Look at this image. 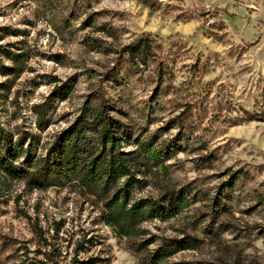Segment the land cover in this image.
<instances>
[{
    "label": "clouds",
    "instance_id": "1",
    "mask_svg": "<svg viewBox=\"0 0 264 264\" xmlns=\"http://www.w3.org/2000/svg\"><path fill=\"white\" fill-rule=\"evenodd\" d=\"M15 5L16 0H0V28L27 31L34 49L50 57L62 56L43 59L34 55L28 61L36 72L24 71L8 98V115H0V129L11 134L12 142L20 141L23 132L30 133L38 141L37 159H48L49 149L85 114L87 105L81 146L98 147L102 125L95 131L90 126L106 105L111 109L108 115L124 126L123 135L135 140L143 134L159 153V160L152 161L140 143L121 144L119 151L129 154L126 159L138 161L132 166V183L128 184V175L118 178L119 187L127 184V207L138 201L150 202L152 207L132 237L103 230L106 256L102 259L109 264H153L162 246L167 250L185 240L187 219L208 211L212 197L221 191L220 219L213 222L209 217L202 226L212 233L211 243H204L200 250L177 251L170 261L264 264V0H156L157 10L151 16L139 0H22ZM224 10L235 19H225ZM216 11L228 27L212 28L205 34L208 25L218 22ZM92 13L98 14L97 26L108 25L105 30H80ZM145 34L162 46L158 54L141 50L137 41ZM89 35L103 46L90 48L85 40ZM24 39V35H5L0 45ZM198 60L210 65L207 73L197 74ZM4 63L11 66L10 60ZM37 74L46 78L26 83ZM6 79L0 76V84ZM57 87L60 92L55 91ZM17 92L21 93L18 98ZM14 100L19 115L13 119L18 111ZM30 143L24 144L25 149ZM203 144L207 148L197 151ZM208 153L212 158L202 160ZM16 164L26 169L24 157ZM229 169L242 174L234 180L219 175ZM46 179L41 173L32 183L44 187ZM78 182L74 179L63 188L42 191L28 180H12L11 190L0 199L22 196L20 206L27 201L30 209L41 201L42 216L46 212L50 220H68L60 232L64 238L83 224L80 220L73 223L80 196L71 189ZM185 186L188 189L180 196L168 195ZM190 190L192 195L199 194V202L180 205V199H191ZM4 219L10 218H0V222ZM3 231L30 239L27 232L11 233L7 227ZM59 247L71 252L63 239ZM100 254L96 248L87 255L81 252L79 259ZM71 260L68 256L61 264H71Z\"/></svg>",
    "mask_w": 264,
    "mask_h": 264
},
{
    "label": "rangeland",
    "instance_id": "2",
    "mask_svg": "<svg viewBox=\"0 0 264 264\" xmlns=\"http://www.w3.org/2000/svg\"><path fill=\"white\" fill-rule=\"evenodd\" d=\"M140 3L144 4L145 7L149 9V16H151L154 11H156L155 2L156 0H139ZM22 4V0H16V5L19 6ZM214 15L217 18V24L208 25L207 28L204 29L205 34H207L212 28H218L222 30L223 28L228 27L227 24L224 23L223 19H220L221 12L216 11ZM223 16L227 20L235 19L233 14H228L226 10L223 12ZM98 14L92 13L89 15L88 19L84 21L81 26V31L84 28H92L93 31H102L105 30L108 25H96V18ZM180 17H177L179 20ZM69 27H71V22L67 21ZM146 25L150 23L149 21L145 22ZM207 24V20L204 21ZM0 39H3L5 35H24L25 39L18 42L17 44H7L0 45V57L11 61V66L6 65L4 63V59H0V76L8 77L4 81V83L0 84V115H8L7 112V104L8 98L13 94V88L16 86L19 81L21 75L25 70L29 72H36V69L28 67V61L34 56L39 55L43 59H60L62 54H53V56H48L47 54L40 53L37 49H34L29 43L27 37L31 35V33L27 31H21L19 29H14L11 27H3L0 28ZM213 36H218L217 33H213ZM38 37H41V34H38ZM85 40L88 42V46L92 49H97L103 46V42L98 38H93L92 36H86ZM260 37H257V42H259ZM42 42V38L41 41ZM141 45V50L144 52H152L154 54H158L160 48L162 47L156 41L153 40L152 36L149 34H145L141 36L137 41ZM175 44V41H172ZM15 49V51H13ZM127 51H131V49H126ZM173 51L182 52V49L173 48ZM203 66V67H201ZM197 67V74L201 70L207 73L210 70V65H206V62L203 60H198V64L194 65ZM46 77L43 74H37L33 80L26 81L27 84H31L36 79L43 80ZM55 79V78H52ZM161 81L163 77H160ZM56 92H60L61 88L57 87L55 89ZM21 95L20 92L16 93L17 98ZM13 105L18 107V111L12 114V118L14 119L17 115H19V106L17 105V101H13ZM85 110H87V105H85ZM111 109L107 107V115ZM38 112L41 109H37ZM104 112V111H103ZM109 116V115H108ZM113 119V123L116 126L117 134L123 138L122 143L127 142H135L140 143L144 152L147 153L148 157L152 161L159 160V153L156 152L151 147V141L147 143L144 140L143 134L141 136H137L135 140H133L132 136L123 135L124 126L120 125L119 121L115 120L113 117L109 116ZM67 115L61 117V119H66ZM7 122V121H6ZM21 130L17 129L19 133ZM28 141L31 143L28 145V149H25L24 144ZM12 142L11 134L5 133L3 129H0V154L5 156V150L8 147V144ZM17 148L20 149L22 147L23 153L21 156L14 159V165L18 166L19 169H22L23 166L17 165L16 162L20 160L21 157H24V161L26 164V171L24 179H20L18 177H12L6 174L2 169H0V197H3L6 191H10L12 184V180H28L30 186L39 188V190L46 191L48 187H56L63 188L68 186L73 181H68L66 179L57 180L54 175H51V179L45 181V186L40 187V185L33 184V181L37 180L39 174L43 173V165L40 163L41 159H37L35 154V146L38 144V141L32 137L30 133L23 132L21 134V140L16 142ZM207 148V144H203L200 146L197 151H204ZM21 150V149H20ZM129 155V154H127ZM6 157V156H5ZM30 158L36 162V169L34 167H30L27 164V160ZM212 158V153H208L207 156L201 157L202 160H208ZM133 166L137 164V160H133ZM35 170L36 177L31 179L30 175ZM242 173L233 172L232 170H226L219 175H229L233 180L239 177ZM219 175L217 178H219ZM188 189V186L185 188H180L175 192L170 191L168 193L169 196L175 195L180 196ZM72 191H76L80 196V201L78 202V215L73 219V223L75 224L77 220L83 222V224H77L76 230L71 232H66L65 237H60V232L65 230L68 226V220L62 218L59 221L54 219H49V214L44 213L41 215V209L43 207L42 202L37 200L36 204L30 209L28 202L25 201L24 207L20 206V202L22 196H17L15 200L11 197H6L0 199V204L3 207H0V218H10L4 219L3 222H0V264H15L16 261H19V264H61V260H67L68 256L72 257L71 264H82L79 259L80 253L83 252L86 255L93 251V249L100 248L101 254L99 257L106 256V252L103 249V236L101 233L104 229H111L110 226L106 224V221L102 214V209L104 203L107 201L109 196L116 191V188H112L109 192L102 191L101 189H90L88 187H84L82 184L78 182V184L71 189ZM189 195L191 199L184 197L179 200V204L183 206H190L192 203L199 202V194L192 195L191 190L189 191ZM222 195L221 191L217 192L216 197H212L208 207V211L199 212V214H193L187 219L186 227H185V240L180 241L177 246H170L165 250L162 246V249L167 251L169 255L165 256L163 261L159 264H196V262L180 260V261H170L169 257L177 251H188V250H200L201 246L204 243H211L212 233L208 228L202 227L206 220L211 217L212 221H218L220 216L217 213V205L218 198ZM207 199V196L205 197ZM67 200V198H66ZM264 202V201H262ZM30 212H34L35 214H30ZM83 225H87L85 228ZM7 227L11 233L19 232L23 235L25 232L30 233V239L24 240L18 238L16 235H10L4 233L3 228ZM112 230V229H111ZM79 235V239H76V236ZM63 239L64 244L67 246V249H71V252H67V250L62 251L59 247V243ZM33 244L34 248H29L28 245ZM74 245V247H73ZM181 246V247H180ZM179 247V250L171 251L174 248ZM52 249L51 252L46 251L45 249ZM141 251H144L143 246L140 248ZM43 257V259H40ZM99 263V262H97ZM101 264H109V261L106 259L101 260Z\"/></svg>",
    "mask_w": 264,
    "mask_h": 264
},
{
    "label": "trees",
    "instance_id": "3",
    "mask_svg": "<svg viewBox=\"0 0 264 264\" xmlns=\"http://www.w3.org/2000/svg\"><path fill=\"white\" fill-rule=\"evenodd\" d=\"M96 118L95 125L90 126L92 130L99 131L98 147H82L81 133L83 126L87 125L85 114L78 118L72 129L57 138L56 144L49 149V158L41 159L43 173L46 181L54 175L57 180L66 179L72 181L78 179L79 183L90 189H101L110 191L116 188L103 205L102 214L106 224L119 237H132L137 234V223L149 215L152 207L150 202L138 201L131 209H128L127 184L124 187L118 186V178L121 175L130 177L128 184L132 183L135 176L132 173L133 160L126 159L127 154L119 151L123 138L117 134L113 119L107 115V106L104 105ZM17 143L10 142L5 150V156L0 154V169L12 177L24 179L27 171L19 169L14 165V159L23 153L22 147L17 148ZM28 159V158H27ZM29 166L36 169L37 165L30 158L26 161ZM33 170L30 177H36ZM181 247V246H180ZM179 247L173 251L179 250ZM169 255L161 248L153 264H159L164 257ZM99 256H89L82 264H101ZM99 262V263H97Z\"/></svg>",
    "mask_w": 264,
    "mask_h": 264
}]
</instances>
